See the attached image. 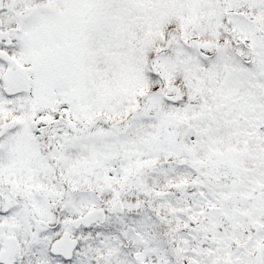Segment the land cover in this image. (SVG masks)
<instances>
[{
	"label": "snow or ice",
	"instance_id": "snow-or-ice-1",
	"mask_svg": "<svg viewBox=\"0 0 264 264\" xmlns=\"http://www.w3.org/2000/svg\"><path fill=\"white\" fill-rule=\"evenodd\" d=\"M0 264H264V0H0Z\"/></svg>",
	"mask_w": 264,
	"mask_h": 264
}]
</instances>
